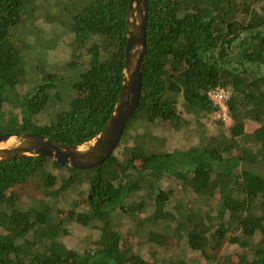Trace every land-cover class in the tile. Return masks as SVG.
Wrapping results in <instances>:
<instances>
[{"label": "trees", "instance_id": "16d2710c", "mask_svg": "<svg viewBox=\"0 0 264 264\" xmlns=\"http://www.w3.org/2000/svg\"><path fill=\"white\" fill-rule=\"evenodd\" d=\"M128 9L129 0H0V135L69 145L98 135L122 90ZM41 21L60 32L47 36ZM60 37L71 54L54 70L47 55ZM147 40L119 155L89 169L43 156L0 162V264H164L138 251L145 244L185 245L208 264H264V0H149ZM218 88L230 94V122L213 117ZM181 107L207 133L161 149L157 129L193 121ZM74 222L98 230L94 248L66 245Z\"/></svg>", "mask_w": 264, "mask_h": 264}, {"label": "water", "instance_id": "95a60500", "mask_svg": "<svg viewBox=\"0 0 264 264\" xmlns=\"http://www.w3.org/2000/svg\"><path fill=\"white\" fill-rule=\"evenodd\" d=\"M149 0H129L127 47L122 90L103 130L84 144H64L35 133L0 135V162L26 156H43L62 165L89 169L108 160L119 146L142 94L148 53Z\"/></svg>", "mask_w": 264, "mask_h": 264}, {"label": "rangeland", "instance_id": "374dc122", "mask_svg": "<svg viewBox=\"0 0 264 264\" xmlns=\"http://www.w3.org/2000/svg\"><path fill=\"white\" fill-rule=\"evenodd\" d=\"M39 26L44 30L47 36L55 34L56 32H60V29L57 26L45 23L44 21H41ZM60 40L61 41L58 46L48 52L47 60L50 69L52 68L55 70V68H59L61 64L69 58L71 54L70 47L65 43V41H63L62 37H60ZM26 90L27 87L20 89L19 91L24 94ZM184 109L181 107V114L184 117H187L189 121L193 120L192 123L189 126L180 130H175L170 124H164V126L157 129L155 134L159 136V142L161 143L162 147L161 149L174 150L175 148H184L188 144L199 141V139L207 133L206 129H204L203 133V128L201 127L207 128L208 126L203 123L197 124V116L193 113L187 112V110ZM213 117L217 119L220 118L218 116V113L213 115ZM152 140L153 144L157 143V137H153ZM116 153L119 155L120 151L117 150ZM74 194L75 192L67 193L64 197L65 200H62V204L64 203L67 207H69L70 202L72 201L73 197H75ZM133 220L134 219L130 217L124 219L123 228L125 231L126 229L128 230V227L130 228V226L134 224ZM68 231L69 233L68 235L64 236L63 241L69 248L83 252L85 250L95 247L96 236L99 233L98 230H96L92 226H83L74 222L70 225ZM138 248V251H140L145 257L154 258L159 256V260L161 262L164 261V264H172L171 260L168 261V258H171L173 254L174 256L186 258V260L189 261V264H208L202 256V253L192 251L185 245L171 252H160V250H158L156 247L150 246L149 244L139 246ZM225 249L227 251H234L236 250V246L227 244L225 246Z\"/></svg>", "mask_w": 264, "mask_h": 264}, {"label": "built area", "instance_id": "2783aa9c", "mask_svg": "<svg viewBox=\"0 0 264 264\" xmlns=\"http://www.w3.org/2000/svg\"><path fill=\"white\" fill-rule=\"evenodd\" d=\"M209 95L215 104L219 106L218 116L223 120L230 122L229 108L227 105V101L230 97L228 90L224 88H218L210 91Z\"/></svg>", "mask_w": 264, "mask_h": 264}]
</instances>
